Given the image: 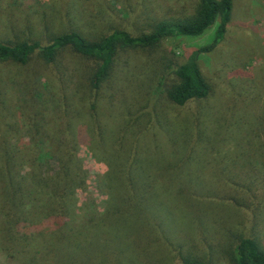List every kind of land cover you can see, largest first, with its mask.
Returning a JSON list of instances; mask_svg holds the SVG:
<instances>
[{"label": "trees", "instance_id": "obj_1", "mask_svg": "<svg viewBox=\"0 0 264 264\" xmlns=\"http://www.w3.org/2000/svg\"><path fill=\"white\" fill-rule=\"evenodd\" d=\"M145 2L48 0L30 12L19 3L0 10V264H165L168 256L172 264H217L196 256L192 243L220 255L229 243L225 264H264L254 238L224 230L231 207L246 216L264 206V172L256 169L264 168L261 89L245 159L238 151L231 156L236 148L224 134L238 131L239 110L222 117L220 109L200 105L186 127L162 116L163 102L188 109L208 97L198 60L222 38L231 0H193L190 10L139 17ZM210 27L209 39L184 48L181 62L154 64L170 76L156 80L162 98L142 100L133 91L124 99L125 75L113 88L120 51L154 50L164 38L192 39ZM10 80L31 111L24 116L26 143ZM46 95L55 104L47 116L37 107ZM106 103L116 111L103 117ZM110 115L120 125L107 127ZM80 142L105 165L96 179L106 196L100 210L90 197L75 203V191L85 186ZM197 148L199 161H190ZM175 209L187 216L182 228L167 219ZM88 242L111 252L86 253Z\"/></svg>", "mask_w": 264, "mask_h": 264}, {"label": "rangeland", "instance_id": "obj_2", "mask_svg": "<svg viewBox=\"0 0 264 264\" xmlns=\"http://www.w3.org/2000/svg\"><path fill=\"white\" fill-rule=\"evenodd\" d=\"M48 0H0V10L4 11V7L8 5L13 8L16 3H19L20 10L24 9L30 12L31 8H34L35 4H41ZM193 0H146L145 6L148 9H143L139 12L141 16H151L153 14H163L164 12L174 11L183 7L185 10H190V6ZM137 12V11H136ZM214 27V26H213ZM213 27L207 29V31L196 38H164L156 49L150 50H130V52H119L116 63V73L113 75L112 86L116 87V83L121 75L128 76L125 81L127 89L123 92L125 98H129L133 91L143 95L148 99H153L161 96L158 95L159 88L156 85V80L163 78V82L167 81L170 76L165 75L162 77L160 70H154L155 65H161L163 61L168 59L181 62L183 60V50L188 46H196L206 42ZM199 68L210 85V92L206 99L199 100L187 109L184 106H176L163 102L162 116L171 120L174 123L183 122L186 127L189 122H193L195 109L202 106H214L220 109L222 117L227 115L230 117V111L239 110L242 116V124L236 129L233 126L231 129L238 130L235 133L227 135L225 141L232 149L231 156H237V151L243 153L244 159L250 153V147L248 145V136L253 129V125L249 122L252 118H257L260 112V89L264 94V0H231V8L229 12V19L226 25L225 31L220 39L219 43L210 52L203 53L198 60ZM263 86L260 87V84ZM6 88L13 105H17L21 115L17 120L20 125V135L22 136L23 143H26V136L24 130V122L26 114H30L31 111L27 106L26 99L23 97L20 85L15 80H10ZM158 88V89H157ZM161 90L163 87H160ZM107 93H109L107 91ZM106 93V94H107ZM160 93V92H159ZM245 97V100L239 101ZM112 101L115 103L116 98ZM198 104V106H196ZM54 98L45 96L43 102L37 107L41 113L52 114L54 108ZM193 106V107H192ZM111 108L116 111L115 107L104 104L102 112L103 117H107L108 111ZM115 114V112H111ZM106 120V118H104ZM114 119L113 115L109 116V121ZM121 120L117 117L116 121H112L107 127H112L113 123L120 125ZM222 132V130H221ZM239 132V133H238ZM251 133V132H250ZM173 138L174 134L171 135ZM225 146L227 147V144ZM236 144L234 146H231ZM237 146V147H236ZM198 148L189 157L190 161H199V157H196ZM77 155L80 159V163L85 170V186L84 188L77 189L74 194L76 205L81 204L87 197H90L94 203H96L97 210L101 209V203L105 199V194L98 190L96 179L102 175L105 171V165L99 160H95L91 155L90 150L85 142H80L77 148ZM189 156V155H188ZM258 159V158H257ZM256 159V160H257ZM260 161V159H259ZM258 171H263L264 168L260 164L256 165ZM260 179V178H259ZM243 199L246 198V194L241 195ZM168 201H172L167 195H165ZM254 213H247L245 216L240 210L231 207L229 210V222L227 230L230 234L244 233L254 238L264 248V206L260 209L253 211ZM171 217H167L168 221L173 227L182 228V224L187 221V216L181 214L178 209L171 210ZM244 215V216H243ZM40 227L38 226V229ZM40 230V229H39ZM100 230V229H99ZM138 232L137 230H135ZM226 232V231H224ZM230 240V235L227 237V241ZM229 244V243H228ZM228 244L222 246L223 254L209 253L207 246L198 244H191L194 247L195 255L199 258L208 259L217 264H225V257L227 255ZM185 245H187L185 243ZM184 249V248H183ZM83 251L86 253L100 252L101 256L107 255L111 250L105 248H99L92 242L85 243L83 245ZM122 252L120 248L112 251V253ZM125 254V253H124ZM153 264L154 261L150 260ZM124 264H131V262H124ZM165 264H172L168 256Z\"/></svg>", "mask_w": 264, "mask_h": 264}]
</instances>
